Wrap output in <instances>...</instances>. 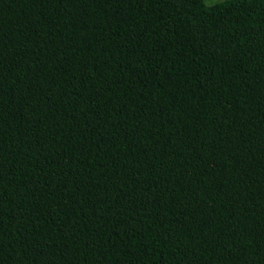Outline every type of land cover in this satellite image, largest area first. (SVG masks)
<instances>
[{"label": "trees", "instance_id": "16d2710c", "mask_svg": "<svg viewBox=\"0 0 264 264\" xmlns=\"http://www.w3.org/2000/svg\"><path fill=\"white\" fill-rule=\"evenodd\" d=\"M0 264H264V0H0Z\"/></svg>", "mask_w": 264, "mask_h": 264}, {"label": "rangeland", "instance_id": "374dc122", "mask_svg": "<svg viewBox=\"0 0 264 264\" xmlns=\"http://www.w3.org/2000/svg\"><path fill=\"white\" fill-rule=\"evenodd\" d=\"M220 1H223V0H205V2L207 3V4H215V3H217V2H220Z\"/></svg>", "mask_w": 264, "mask_h": 264}]
</instances>
